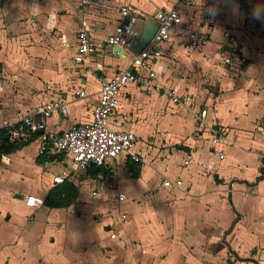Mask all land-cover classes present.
<instances>
[{"label": "crops", "instance_id": "0c3cea01", "mask_svg": "<svg viewBox=\"0 0 264 264\" xmlns=\"http://www.w3.org/2000/svg\"><path fill=\"white\" fill-rule=\"evenodd\" d=\"M115 1L119 6H128L138 16L136 27L150 19L156 9L174 7L184 26L206 33L208 44L210 36L217 42L213 51L204 50V46L192 49L181 37L172 34L161 44V56L153 64L154 84L172 90L178 99L176 103L161 92L143 90L138 83L121 89L118 104L109 118L110 128L131 131L137 138L133 129L142 134L148 127L156 136L145 142L137 138L131 148V152L138 153L146 162L140 167L137 178L127 171L123 154L118 155L100 177L116 171L121 176L117 175L112 182L116 188L110 186V189L124 192L129 198L145 195L157 205L151 216L153 222L142 230L149 232L153 239L158 238L156 231L171 238L162 245L167 253L162 257V264H214L215 255H225L226 251L228 255L232 252L236 255L232 254L234 258L229 264H264V19L253 18L254 11L257 15L264 13V0H193L190 5H185L183 0ZM86 2L0 0V20H17L18 36L26 37L27 42L25 51L17 56L25 67L20 70L23 80L19 82L17 93L3 92L6 82L0 78V97L8 101L7 105H13L1 111L0 120H16V116L19 118L35 105L61 97L67 102V114L62 117L53 112L47 120L48 129L59 131L73 122L87 121L97 99L95 78L110 77L129 66L134 54L131 50L117 52L118 47L114 50V46L104 43L117 15L109 29L92 32L89 25L84 27L87 12L79 10ZM78 26L90 31L97 46L89 61L82 64L71 60ZM225 33L231 40L226 41ZM225 44L235 49L228 54L229 64L222 62L225 56L222 45ZM13 58L10 61L14 62ZM6 65L0 68L2 74L10 70L11 66L5 69ZM195 65L199 67L198 78L205 74L203 81H211L208 84H212V88L204 87L206 95L184 98L181 104L185 90L195 87L191 80L181 76ZM78 89L85 92L83 98L73 96ZM214 128L221 132L217 144L210 141ZM30 144L35 146L34 153L29 154L34 177L24 180L21 173H15L24 164V155L28 153L23 151ZM36 147L34 138L0 161V174L13 173L17 178L16 186L11 188L17 200H10L9 206L13 205L15 211L25 210L23 197L33 194L41 200V205L34 210H64L42 205L47 190L53 186L52 171L59 163L55 158L49 159V155H38ZM218 152L223 158H218ZM167 177H179L181 187L163 188L162 180ZM0 185V208H3L1 204L10 189L5 192L3 179ZM120 185H124L125 190ZM132 210L134 222L129 225L128 234L143 236L139 226H144L145 221L140 216H145L136 206ZM19 217L16 213L13 222L23 225L21 220L17 221ZM64 217L57 220L60 231L54 230L55 235L69 231L68 218ZM120 234L125 239L124 234ZM106 238L104 245L109 252L118 248L114 240ZM68 242H55L54 249L61 253L69 249ZM208 247L212 254L203 252V256H193L194 252H181L187 248L204 251Z\"/></svg>", "mask_w": 264, "mask_h": 264}, {"label": "rangeland", "instance_id": "374dc122", "mask_svg": "<svg viewBox=\"0 0 264 264\" xmlns=\"http://www.w3.org/2000/svg\"><path fill=\"white\" fill-rule=\"evenodd\" d=\"M141 1L146 2V0ZM119 4L120 3L115 0H87L86 4H83L84 9L82 6H79V10L87 12V16L85 17V23H87V25L85 26L83 24L84 27L87 28L89 25L92 32H101V29H109L110 25L113 24ZM0 21H2L0 23V68L3 64H7L6 66H8H5V69L11 66L7 73L2 74L0 71V78L5 80L6 85H11L10 87H6L4 84L3 92L7 93L9 90L8 93L10 94L17 93L16 90L19 87V82L23 80L22 78L20 79V74H22L20 70H24L25 68L18 62L17 56L25 51V45L27 43L25 40L26 37L18 36L20 29L19 24L15 23L17 20L11 22L12 20L3 18V20ZM232 21H235V19L233 18ZM10 23L14 25L10 26ZM216 24L217 23H215V25ZM78 27L79 29L81 28V26ZM217 31L218 26H216L215 32ZM215 41L217 42V40L210 36L209 44L207 43L208 45L206 44L203 47L204 50L209 49L213 51ZM210 45L211 48L209 47ZM11 57H15L13 58L15 60L14 62H12V60L10 61ZM127 57H130L128 53ZM5 60H9V62ZM196 71H199L197 65L187 69V73L181 76L182 79L186 78L191 80V83L195 85L194 88L185 90V96L181 98V104L184 98L191 99V96L200 97L201 95H206L203 90L204 87L212 88V84H208V82L211 81H203L205 79V74L198 78V73ZM9 97L12 99L14 98L13 95ZM7 102L4 101V98L0 97V113L13 106L10 104L7 105ZM16 118L18 117L16 116L15 119ZM2 122L3 120L1 119L0 124ZM133 131L137 134V138L141 142H145L147 139L151 140L149 139L150 137L154 138L156 136L154 130H150L148 127L145 128L142 134L138 133L136 129H133ZM34 149V144L25 147L23 152L28 153V155H24L25 162L20 166V170L15 173L16 175L21 173L24 180L27 178L32 180L34 177L30 169L31 163L29 156V154L34 153ZM145 164L146 162H144V165ZM13 165L14 164H12V166ZM12 166L11 168L15 169ZM57 169L58 167L56 166L52 172L57 171ZM117 175H119L120 178L121 174H117L116 171L103 174L101 177L103 185L107 189H109L110 186L116 188L112 185V182L117 179ZM1 179H3L2 186L5 192L8 189L10 190L5 194V199L1 204L4 207L0 208V264H162V257L164 254H167L164 252L162 245L165 241L171 239L168 234L163 235L156 231L158 238L153 239L149 232L142 230V228H146L148 224L150 225L151 222H153L152 220L154 218H152V214L155 213L154 209L155 206H157L151 201L152 199H149L145 195L141 198L135 196L131 198L127 197L128 201L119 205V211H125L127 216V222L121 226L117 222L112 203L106 200V194L102 195L100 192L97 196L91 197L89 189L93 184L90 183V185L86 181L77 187L79 194L73 205L69 206L68 209H52L45 211V209L34 210L27 208L25 210L16 209L17 211H15L14 206H9V204L11 201L17 200V196H13V194L16 193L11 189L13 186H16L17 178L13 173L11 175L3 173L0 174V180ZM120 186L125 190L124 185ZM159 191L161 190L159 189ZM146 194H148V191ZM110 198L108 197L107 199L111 201L112 198ZM128 202L129 204H127ZM133 206L142 209L140 211L145 216V218L140 216V218L145 221L143 222L145 227L143 224L139 226V232L143 235L140 237H134L128 234L129 225L131 226L134 222L131 216ZM16 213L20 214L17 221L21 220L23 225L18 224V222H13ZM62 215H65L64 218H68L67 224L69 225V231L58 236L55 235L54 230L57 229L60 231V224L57 220ZM111 224L112 226L114 225L113 228L116 232V238L108 240H114L118 248L109 252L110 249L105 247L104 242L107 240V231L109 230L107 227H110ZM121 232L122 235L124 234L125 239L121 238ZM66 241H69V249L61 251V253L54 249L55 242L62 244V242ZM213 251L216 252L215 250ZM181 252L184 254L186 252H194L195 254L193 256H203V252L212 254V249L208 247L203 251L202 248L199 250L187 248V250H182ZM66 258L67 260H64ZM233 258L232 254L228 255L226 251L225 255L219 253L215 255L213 261L215 262L214 264H229Z\"/></svg>", "mask_w": 264, "mask_h": 264}, {"label": "built area", "instance_id": "2783aa9c", "mask_svg": "<svg viewBox=\"0 0 264 264\" xmlns=\"http://www.w3.org/2000/svg\"><path fill=\"white\" fill-rule=\"evenodd\" d=\"M193 0H183L185 5H190ZM116 22L111 31L105 36L104 43L108 46L118 47L119 51H130V46L136 43L141 25L136 27L138 16L126 5L117 7ZM157 22V27L148 43L136 54H133L129 66L118 70L110 77H96L97 99L90 110V118L84 122H73L65 129L59 131L48 129L47 120L53 112L65 117L67 114V102L61 97L52 98L46 102L32 107L28 112L13 121H3L0 128L5 129L9 142H27L31 135L35 134L37 140L36 153L38 155L52 156L58 160L59 166L51 176V184L69 182L79 187L83 181L91 185L89 194L97 196L100 192L106 194V200L113 205V211L117 222L123 226L127 222L125 211H119V205L127 200L126 195L118 190L107 189L103 185L100 174L91 176L89 170L95 168L105 169L120 154L125 161L144 164L140 155L131 152V148L137 140L133 132L127 130H114L109 126V118L118 104L121 89L127 84H136L143 90L161 92L176 103L177 97L170 89H165L156 82V72L153 64L161 56V44L167 41L172 34L181 37L185 45L192 49H199L208 43V35L198 30L184 26L178 10L174 7L159 8L153 12L150 18ZM226 41L231 40L230 35ZM62 45H66L62 42ZM96 42L92 39L90 31L80 29L75 34L74 53L71 60L74 64L88 62L90 56L96 51ZM225 56L224 64H229L228 54L234 52L233 46L222 45ZM90 70V69H89ZM73 96L83 98V90H75ZM221 140L219 129H212L210 141L217 144ZM218 158L223 154L218 152ZM182 180L179 177L164 178L162 187L179 188ZM110 198L109 201L107 198ZM25 207L35 209L41 205V200L33 194L23 197ZM114 226V225H113ZM112 224L108 227V239L116 238V232Z\"/></svg>", "mask_w": 264, "mask_h": 264}, {"label": "trees", "instance_id": "16d2710c", "mask_svg": "<svg viewBox=\"0 0 264 264\" xmlns=\"http://www.w3.org/2000/svg\"><path fill=\"white\" fill-rule=\"evenodd\" d=\"M236 2H243L246 0H234ZM262 124L264 125V118H262ZM35 138V134L31 135L27 142H9L5 133V129L0 128V161L6 159V155L16 151L23 145L28 144ZM39 157V156H38ZM52 159V156L49 157ZM126 169L133 178H137L140 170V164L127 161ZM91 176H95L97 173H103V169L95 168L89 170ZM78 195V188L69 182H63L50 187L42 200V205L47 208H67L76 199Z\"/></svg>", "mask_w": 264, "mask_h": 264}, {"label": "water", "instance_id": "95a60500", "mask_svg": "<svg viewBox=\"0 0 264 264\" xmlns=\"http://www.w3.org/2000/svg\"><path fill=\"white\" fill-rule=\"evenodd\" d=\"M156 27H157V22L155 20H152V19H148L142 24L138 38L136 40V43L130 46V50L134 54L138 53L148 43V41L152 37ZM114 50H117V48L115 47ZM262 155H263L262 162L264 163V154H262ZM222 242H224V241H222ZM232 254L234 257L236 256L233 252H232ZM244 259H249V260L253 261L254 263H257L255 260H253L251 258H244Z\"/></svg>", "mask_w": 264, "mask_h": 264}, {"label": "clouds", "instance_id": "9594fccd", "mask_svg": "<svg viewBox=\"0 0 264 264\" xmlns=\"http://www.w3.org/2000/svg\"><path fill=\"white\" fill-rule=\"evenodd\" d=\"M253 18L254 19H258V20H262L264 19V13H261L260 15H257L256 11L253 12Z\"/></svg>", "mask_w": 264, "mask_h": 264}]
</instances>
